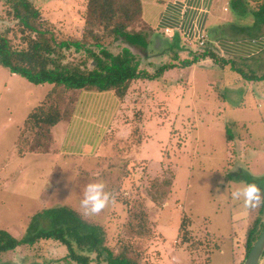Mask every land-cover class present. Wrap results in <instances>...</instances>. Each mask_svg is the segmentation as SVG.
I'll return each instance as SVG.
<instances>
[{"label":"rangeland","instance_id":"374dc122","mask_svg":"<svg viewBox=\"0 0 264 264\" xmlns=\"http://www.w3.org/2000/svg\"><path fill=\"white\" fill-rule=\"evenodd\" d=\"M30 1L57 37L82 38L88 0ZM243 1L252 12L264 0ZM9 12L10 6L0 0V35L20 49L25 44ZM128 28L145 30L139 22ZM166 34L158 39L159 49L155 38L150 43L142 61L149 72L163 63L179 66L201 54L183 42L185 51L173 60ZM106 43L114 54L122 48L111 39ZM73 56L66 53L67 60ZM151 58L154 64L148 62ZM204 64L175 69L169 81L162 77L158 83L134 82L122 103L111 94L104 96L113 123L121 127L107 135L108 144L98 156L68 159L66 168L50 154L16 156L17 125L51 85H32L0 66V229L20 239L31 216L40 212L38 195L48 203L45 208L68 205L79 212L82 187L103 180L115 203L84 219L102 227L110 249L126 251L138 264H243L246 233L256 218L264 222V214L259 215L261 207L245 209L242 201L232 200L231 192L244 177L264 183V79H255L256 74L264 76V53L235 62L236 67L245 65L239 73ZM68 108L65 101L62 110ZM227 128L233 137L229 142ZM136 198L145 206L150 239L138 240L124 229L127 203ZM183 220L188 243L178 235ZM64 255L58 243L41 242L2 255L0 264H14L17 258L21 264H66ZM259 264H264V255Z\"/></svg>","mask_w":264,"mask_h":264},{"label":"trees","instance_id":"16d2710c","mask_svg":"<svg viewBox=\"0 0 264 264\" xmlns=\"http://www.w3.org/2000/svg\"><path fill=\"white\" fill-rule=\"evenodd\" d=\"M4 2L10 6L9 13L19 26V39L25 47L13 48L6 35H0V66L32 85H51L44 98L27 115L20 129L15 144L20 156L30 152L38 153L39 149V153L48 151L52 142L51 129L71 116L82 92H111L122 101L134 82H157L171 70L191 67L205 60L220 68L229 66L233 72L240 71L232 59L219 56L213 44L208 42L197 48L200 56L185 60L179 66L163 63L154 68V72L144 69L142 61L147 57L152 39H156L159 49L161 43L159 44L158 39L163 38V33L155 32L142 21L140 0H88L81 39L57 37L46 21L41 19L30 0ZM230 7L246 14L242 0H231ZM253 17V26L240 28V32L250 35L264 27V2L253 13ZM134 22H139L145 30H130L128 25ZM106 39L121 44V50L116 54L112 53ZM164 41L169 45L168 52L173 55V60H178L179 54L185 51L179 38ZM66 53L75 56L67 60ZM163 54L165 51L160 55ZM259 79H264V76ZM65 101L69 103V108L62 110ZM226 138L228 142L233 140L229 128L226 129ZM244 181L255 182L264 191V183L260 179L244 177ZM127 206L128 220L124 229L138 240L150 239L153 233L140 198L133 199ZM260 214H264V207L260 208ZM145 226L146 230L143 229ZM186 227L187 223L183 220L178 228V235L182 236L184 243L189 242ZM263 228L264 222L256 218L248 229L245 258ZM41 242H55L63 246L65 255L62 261L66 264H93V261L94 264H138L128 258L126 251L116 252L107 247L102 227L87 222L78 211L68 205L43 209L31 216L25 234L20 239L0 229V257L19 247H33Z\"/></svg>","mask_w":264,"mask_h":264},{"label":"crops","instance_id":"0c3cea01","mask_svg":"<svg viewBox=\"0 0 264 264\" xmlns=\"http://www.w3.org/2000/svg\"><path fill=\"white\" fill-rule=\"evenodd\" d=\"M140 1L142 21L159 34L165 33L167 29L168 31L166 33L168 34H166L167 36L165 37H167L168 40L178 37L181 45H184L183 42H186V39H194L196 35L202 33L206 35L207 42L213 44L219 56H222L224 59H232L236 63H238L239 60L246 62L264 53V27H262L259 32L251 33L250 35L239 31L240 28H251L253 26V13L257 11L253 10L250 12L251 10L247 8V4L244 3L243 0V5L247 8L246 14L232 10L230 7L231 0ZM231 32L233 35H230ZM152 59L153 58L149 59L148 62L154 64ZM208 62L210 61L205 60L200 63L203 65V63L207 64ZM226 67L223 69L217 68L225 70ZM238 67L236 68L243 72L245 65ZM250 70L252 74H254V70L252 68H250ZM172 71L173 70L165 73L162 80L169 78L173 73ZM252 74L247 77L252 79ZM260 77L261 76H257V74L255 75L256 79ZM140 82L141 81H139V83ZM173 87L174 88L171 89H175V86ZM109 94H111L118 103H122L125 100L120 101L111 92H82L78 96L71 116L64 118L51 129L52 142L49 145V151L44 153L30 152L24 155L50 154L53 161H60V163L64 165V168L68 166V159L69 161H73L77 158L86 159L98 156L101 150H103L102 148L108 144V141H106L107 135L111 130H117L121 127L119 124L113 123L114 116L112 112H109L111 108L109 102L102 101ZM31 110L26 115H23V123ZM119 120L120 119L117 121ZM23 123L22 125H17L16 129L19 133ZM111 125H113L112 129H110ZM17 138L13 146L16 156L18 157L15 145ZM60 144L61 147L57 148L56 145L59 146ZM35 199L38 206L36 209L39 211L47 209L45 206L48 203L40 201V195Z\"/></svg>","mask_w":264,"mask_h":264},{"label":"clouds","instance_id":"9594fccd","mask_svg":"<svg viewBox=\"0 0 264 264\" xmlns=\"http://www.w3.org/2000/svg\"><path fill=\"white\" fill-rule=\"evenodd\" d=\"M107 185L103 180H94L81 189L82 198L79 202V214L83 218L99 215L110 204L115 203V196L106 190ZM220 189L217 188V192ZM234 201L241 202L245 209L254 210L264 207V191L255 183L240 182V186L231 192ZM14 264H21V258L14 260Z\"/></svg>","mask_w":264,"mask_h":264},{"label":"water","instance_id":"95a60500","mask_svg":"<svg viewBox=\"0 0 264 264\" xmlns=\"http://www.w3.org/2000/svg\"><path fill=\"white\" fill-rule=\"evenodd\" d=\"M264 255V228L247 254L243 264H259Z\"/></svg>","mask_w":264,"mask_h":264},{"label":"built area","instance_id":"2783aa9c","mask_svg":"<svg viewBox=\"0 0 264 264\" xmlns=\"http://www.w3.org/2000/svg\"><path fill=\"white\" fill-rule=\"evenodd\" d=\"M168 30L166 29L165 32H167ZM186 43L189 44H193L195 47H203L205 46V44L207 43V37L206 35L200 33L198 35L195 36L194 39H186Z\"/></svg>","mask_w":264,"mask_h":264}]
</instances>
